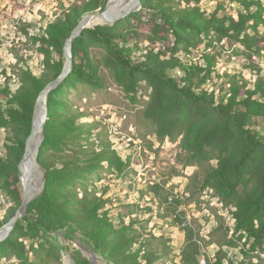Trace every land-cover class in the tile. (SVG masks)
Wrapping results in <instances>:
<instances>
[{
    "label": "trees",
    "instance_id": "1",
    "mask_svg": "<svg viewBox=\"0 0 264 264\" xmlns=\"http://www.w3.org/2000/svg\"><path fill=\"white\" fill-rule=\"evenodd\" d=\"M142 1L141 10L115 25H96L84 29L75 38L73 70L48 98L49 118L39 154L47 171L46 186L29 204L27 214L18 221L11 235L0 242V253L16 254L23 264H42L44 253L60 258L63 247L54 241L55 234L60 232L67 238L81 235L97 253L116 264H158V261L168 264L170 261L172 247L161 250L151 239L143 238L135 226L138 223L136 218L129 222L120 218L115 222L105 194L89 191L91 184L83 186L89 174L104 169L105 161L111 171L120 173L125 170L127 161L116 150L107 147L93 150L87 158L68 154L56 156L51 152L64 153L69 145H76L81 152H87L80 144L84 133L88 132L85 124L80 122L81 113L69 111L62 96L64 89L74 86L76 81L102 85L98 67L87 48L89 41L108 49L110 60L118 69V78L127 91L135 89L140 77L151 79L164 89L156 92L149 108L162 116L161 136L180 127L175 97L186 100L193 109L211 115V119L204 123L186 120V125L179 129L185 134L183 145L195 157L201 155L206 159L218 150V164L209 167L203 186L215 190V195L229 208L235 220L232 228L227 225V232L231 233L226 241L229 247L243 240L246 254L264 248V134L252 126L255 118L264 117V74H257L251 87H248L246 79L242 84L234 80L226 91L221 89L218 93H209L205 84L211 76L212 56L207 55L204 66L186 64L174 53L165 58L169 51L162 47L155 52L159 46L154 37L146 39L151 44L145 54L139 55L143 46L134 43V26L129 29L120 27L142 15H154L160 21L159 24L156 22L155 35L161 29L165 34L173 33L178 42L190 44L193 37L212 34L242 40V33H245L247 44L250 41L264 44V36L259 39L246 32L251 21L250 27L258 32L260 23H264V5L260 0H240L246 11L236 19L227 14L220 15L217 11L207 13L198 5L201 0ZM107 2L88 0L74 5L38 33L31 35L29 30H24L30 40L40 43L38 52L44 56L49 70L35 73L20 56L15 72L19 79L18 88L12 89V76H7L5 86L0 88V127L11 128L13 132L9 142L5 143V156L0 155V190L15 203L9 210L10 216L22 202L19 162L32 131L38 96L62 73L66 60L65 43L80 19L88 12L104 9ZM177 70H180V75ZM6 222L2 221L1 226ZM185 233V246L171 264H201V244L196 240L194 230L186 227ZM22 237L32 242L30 248L21 240ZM80 264L90 262L85 259ZM207 264H236V260L228 258L227 251L221 247Z\"/></svg>",
    "mask_w": 264,
    "mask_h": 264
},
{
    "label": "rangeland",
    "instance_id": "2",
    "mask_svg": "<svg viewBox=\"0 0 264 264\" xmlns=\"http://www.w3.org/2000/svg\"><path fill=\"white\" fill-rule=\"evenodd\" d=\"M86 1L0 0V88L5 86L7 76H12V89L18 88L19 79L15 72L20 56L35 73L49 70L45 66L44 56L38 52L40 43L30 40L24 30H29L31 35L38 33L74 5ZM260 1L264 5V0ZM198 5L207 13L217 11L220 15L227 14L236 19L246 11L240 0H201ZM158 21L154 15H142L120 27L129 29L134 26V43L143 46L139 55L145 54L151 44L146 39L154 37L159 46L155 52L162 47L169 51L165 58L174 53L186 64L204 66L207 55L212 56L211 76L205 84L209 93H218L221 89L226 91L234 80L242 84L246 79L248 87H251L257 74H264L263 42L250 41L247 44L244 41L245 33H242V40L212 34L196 39L193 37V41L186 44L178 42L173 33L165 34L161 29L155 35L154 28ZM252 24L253 21L248 22L246 32L251 37L261 39L264 36V23H260L258 32L250 27ZM87 48L98 67L102 85L76 81L74 86L64 89L62 96L69 111L81 113L80 122L85 124L88 132L84 133L80 144L87 152H81L76 145H69L64 153L52 150V154L87 158L93 150L99 151L104 147L116 150L127 161L125 170L120 173L111 171L105 161L104 169L89 174L83 186L91 184L89 191L105 194L115 222H119L120 218H126L128 222L136 218L138 223L135 226L143 238L151 239L161 250L172 247L168 264L185 246L186 227L194 230L207 259L223 247L227 257L236 260V264H264V248L246 254L243 240L229 247L226 241L231 233L228 234L227 225L232 228L234 218L229 208L215 195V190L203 186L209 167L218 164V150L206 159L201 155L195 157L183 145L185 134L179 129L186 125V120L204 123L211 119V115L193 109L186 100L175 97L180 127L161 136L162 116L149 108L156 92L164 89L151 79L140 77L135 89L127 91L118 78V69L110 60L108 49L93 41L88 42ZM176 72L180 75V70ZM182 119L184 121H180ZM252 126L264 134V117L255 118ZM12 136L11 128L0 127L1 156H5V143ZM58 165L61 164L58 162ZM8 196L0 190V227L2 221L8 222L12 218L9 210L15 203ZM21 240L30 248V240L23 237ZM54 241L63 247L61 257L44 253L42 264H80L85 259L92 264L90 249L93 247L81 235L67 238L59 232L55 234ZM157 263L161 264L162 261ZM0 264L23 263L16 254L0 253ZM99 264L105 263L100 261Z\"/></svg>",
    "mask_w": 264,
    "mask_h": 264
},
{
    "label": "water",
    "instance_id": "3",
    "mask_svg": "<svg viewBox=\"0 0 264 264\" xmlns=\"http://www.w3.org/2000/svg\"><path fill=\"white\" fill-rule=\"evenodd\" d=\"M142 7V0H131L125 8L114 13L112 12L113 0H108L104 9L99 8L95 11L84 14L78 25L72 31V34L66 41L64 47L66 60L62 73L57 78L49 82L38 96L34 110L32 131L27 139L24 155L19 162L22 202L12 218L0 227V242L5 241L11 235L18 221L27 214L29 204L43 192L46 186L47 171L40 162L39 154L45 140V124L49 118L48 98L50 92L56 89L73 70V43L75 38L79 36L84 29L94 28L96 26L92 25L91 22L99 21L100 23L97 25L113 26L118 21L127 18L135 12H138L142 9ZM41 104L44 108L43 117L38 121V109ZM38 129L40 133L39 142H37ZM90 256L92 264H99L100 261L105 264H116L104 259L100 254L96 253L93 248L90 249Z\"/></svg>",
    "mask_w": 264,
    "mask_h": 264
},
{
    "label": "bare ground",
    "instance_id": "4",
    "mask_svg": "<svg viewBox=\"0 0 264 264\" xmlns=\"http://www.w3.org/2000/svg\"><path fill=\"white\" fill-rule=\"evenodd\" d=\"M130 1L131 0H113L112 12L116 13V12L120 11L121 9L125 8L129 4ZM99 23H100L99 21L91 22L92 25H97ZM43 110H44V108H43V105L41 104L39 106V109H38V117H37L38 121H39L40 118L43 117ZM39 129H38V132H37V142H39V140H40ZM202 255H203V257H205L204 253ZM200 263L201 264H207V261H204V263H202L201 260H200Z\"/></svg>",
    "mask_w": 264,
    "mask_h": 264
},
{
    "label": "built area",
    "instance_id": "5",
    "mask_svg": "<svg viewBox=\"0 0 264 264\" xmlns=\"http://www.w3.org/2000/svg\"><path fill=\"white\" fill-rule=\"evenodd\" d=\"M199 259L201 260L202 263H204V261H208V259L206 257H203L202 252L199 256Z\"/></svg>",
    "mask_w": 264,
    "mask_h": 264
},
{
    "label": "crops",
    "instance_id": "6",
    "mask_svg": "<svg viewBox=\"0 0 264 264\" xmlns=\"http://www.w3.org/2000/svg\"><path fill=\"white\" fill-rule=\"evenodd\" d=\"M177 254H180V252H178ZM180 257V256H179ZM179 257H177L179 259Z\"/></svg>",
    "mask_w": 264,
    "mask_h": 264
}]
</instances>
